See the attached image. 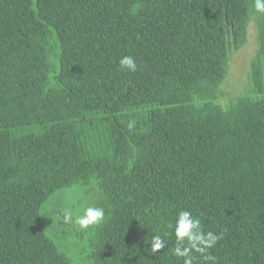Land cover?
I'll use <instances>...</instances> for the list:
<instances>
[{
	"label": "trees",
	"instance_id": "1",
	"mask_svg": "<svg viewBox=\"0 0 264 264\" xmlns=\"http://www.w3.org/2000/svg\"><path fill=\"white\" fill-rule=\"evenodd\" d=\"M253 5L0 0V264H77L42 220L75 186L106 214L84 264H183L174 234L148 251L181 210L223 233L217 264H264V99L214 103ZM262 57L264 14L259 91Z\"/></svg>",
	"mask_w": 264,
	"mask_h": 264
},
{
	"label": "rangeland",
	"instance_id": "2",
	"mask_svg": "<svg viewBox=\"0 0 264 264\" xmlns=\"http://www.w3.org/2000/svg\"><path fill=\"white\" fill-rule=\"evenodd\" d=\"M262 14L253 10L248 25L247 41L239 50H232L229 56V70L220 87V94L214 103L223 110L229 108L237 100L249 98L251 100L264 99V57L261 58L263 85L262 90L256 89L253 83L252 62L259 52V21ZM82 186H75L53 196L42 210L43 224L55 243L77 264H84L87 254V240L95 227L80 230L76 225L62 224V210L66 207L79 213L89 205H95L94 191ZM55 209V211H53Z\"/></svg>",
	"mask_w": 264,
	"mask_h": 264
},
{
	"label": "clouds",
	"instance_id": "3",
	"mask_svg": "<svg viewBox=\"0 0 264 264\" xmlns=\"http://www.w3.org/2000/svg\"><path fill=\"white\" fill-rule=\"evenodd\" d=\"M256 13L264 14V0H254ZM120 67L128 72L138 71L136 59L133 56H124L119 61ZM131 128L132 125L129 124ZM55 211V209H53ZM62 224L76 225L80 230H88L90 227L101 225L105 219V209L102 206L89 205L74 213L73 209L66 207L62 210ZM170 230L164 235H153L150 240L151 247L148 251L155 255L168 246L166 236H175V246L172 254L183 259V264H196L203 260L205 264H217V258L210 254V249L223 239V233L216 234L213 231H205L201 219L194 216L189 210H181L174 223H169ZM199 254V256L195 255Z\"/></svg>",
	"mask_w": 264,
	"mask_h": 264
}]
</instances>
